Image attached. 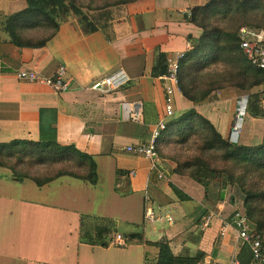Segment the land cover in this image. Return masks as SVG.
I'll return each mask as SVG.
<instances>
[{
	"label": "crops",
	"instance_id": "0c3cea01",
	"mask_svg": "<svg viewBox=\"0 0 264 264\" xmlns=\"http://www.w3.org/2000/svg\"><path fill=\"white\" fill-rule=\"evenodd\" d=\"M207 1L139 0L113 11L110 23L88 35L71 17L38 49L16 47L0 32V143L29 140L72 145L91 157L97 175L95 185L61 176L37 187L0 168V264H145L156 258L152 244L162 239L176 240L171 245L176 255L202 254L198 264H239L243 245L233 221L245 215L237 187H227L223 200L205 215L200 184L174 174L175 165L160 157L158 167L164 178L159 180L148 159L126 151L128 146L146 144L162 118L164 63L185 53L199 37L200 30L188 21V14ZM25 7V0H0V19ZM157 53L163 62L153 76ZM59 67L65 68L71 85L65 93L15 76L18 70L29 69L52 78ZM116 70L127 77L120 88L107 93L90 89ZM247 96L248 92L229 89L213 103L194 105L179 93L174 99L175 116L195 109L228 139L230 116ZM124 103L129 114L136 106L138 121L121 118ZM259 121L243 119L240 145L261 142L264 127L252 143ZM171 185L188 199L180 200ZM116 187L124 188L125 195L117 193ZM147 211L153 220L145 218ZM82 216L115 222L116 233L106 247L81 241ZM199 221L203 222L199 244L183 243V235ZM225 225L226 233L220 236ZM116 234L124 239V247L112 243ZM130 234L142 235L143 241L128 238Z\"/></svg>",
	"mask_w": 264,
	"mask_h": 264
},
{
	"label": "trees",
	"instance_id": "16d2710c",
	"mask_svg": "<svg viewBox=\"0 0 264 264\" xmlns=\"http://www.w3.org/2000/svg\"><path fill=\"white\" fill-rule=\"evenodd\" d=\"M137 1L25 0V9L0 19V32L16 47L38 49L45 47L57 34L60 24L71 17L88 35L110 23L113 11ZM189 14L188 21L200 30V35L191 41L180 61V94L197 105L217 101V92L229 89L245 91L248 92L245 119L263 118L259 103L264 97V70L252 66L245 59L239 48L238 32L242 27L264 32V0H208L194 7ZM161 62L163 56L157 53L153 76L159 74L156 67ZM164 73L165 63L162 75ZM189 146L192 155L188 151ZM156 148L160 158L175 165L174 174L187 176L203 187L201 203L206 209L205 215L223 200L227 187L236 186L243 195L245 219L251 230L264 240V130L258 145L233 144L224 139L208 119L190 109L167 122ZM0 168L9 170L17 181L27 179L37 187L61 176L91 185L97 183L96 166L91 157L72 145L63 146L55 141L12 140L0 143ZM170 187L180 200L188 199L176 187ZM123 189L116 187L120 195H125ZM202 223L197 222L195 229L183 235L181 241L197 246L202 235ZM115 233L112 220L81 217L83 243L106 247L109 237ZM127 237L143 241L139 234ZM174 242L176 240L162 239L153 243L157 256L145 264H198L202 260V254H174L171 246ZM262 244L264 249L263 241ZM250 261L249 247L244 244L237 262L249 264Z\"/></svg>",
	"mask_w": 264,
	"mask_h": 264
},
{
	"label": "built area",
	"instance_id": "2783aa9c",
	"mask_svg": "<svg viewBox=\"0 0 264 264\" xmlns=\"http://www.w3.org/2000/svg\"><path fill=\"white\" fill-rule=\"evenodd\" d=\"M189 15L190 14H188V16ZM238 33L240 39L239 48L245 59L252 66L264 70V32L257 29L242 27L239 29ZM184 54L185 53H178L174 57L168 58L165 62V73L161 76L164 94L163 115L152 130L149 141L146 144H138L135 146H128L126 148L128 153L148 159L150 161V169L155 171L159 180L163 179L164 175L158 167L159 155L156 145L161 133L166 129L167 122L175 117L174 99L175 95L180 93L178 88V73L180 61L184 58ZM65 74V68L59 67L55 73V76L52 78L45 77L29 69H20L15 73V76L19 81L47 85L56 93H65L71 87V85L65 79ZM126 80L127 77L123 71L116 70L110 75L95 81L93 85H91L90 89L100 93H107L120 88L126 82ZM218 95H220L219 92ZM244 99L245 97L241 99V102H243ZM120 107L121 118L138 121L140 115L136 106L131 114H129L130 112L128 111L129 107L127 104L124 103L120 105ZM241 108L239 106L238 114L234 119L230 131L229 142L233 144L238 142L240 136L242 122L239 118V115L241 114ZM244 112L245 111H243L242 116ZM132 175L133 174L130 173V176ZM145 218L148 220H153V215L147 211ZM166 220L168 222L172 221L169 217H167ZM233 224L239 228L237 231V239L242 245L247 244L249 247L252 264H264L262 236L251 230L250 223L246 219L236 218L233 221ZM207 225L208 223L206 221L203 227H207ZM227 227L228 225L221 227L219 233L220 236H223L226 233ZM112 243L119 247H124L126 245L124 239L119 234H116L113 237Z\"/></svg>",
	"mask_w": 264,
	"mask_h": 264
},
{
	"label": "rangeland",
	"instance_id": "374dc122",
	"mask_svg": "<svg viewBox=\"0 0 264 264\" xmlns=\"http://www.w3.org/2000/svg\"><path fill=\"white\" fill-rule=\"evenodd\" d=\"M83 11H85V10H83ZM260 90H262V88L260 89ZM255 90H253V92H254ZM218 93V92H217ZM263 101H264V97L263 98H260V103H259V105H260V108L262 109V106H263ZM247 102H248V98H247ZM240 103H241V99L238 101V103H237V108H236V112L235 113H233V114H231V116H230V122H229V128H231L232 127V125H233V122H234V119L236 118V115L238 114V108H239V106H240ZM246 107H247V103H246ZM246 107H245V112H244V114H243V119L247 116V114H246ZM254 108V107H253ZM261 119V121H259L258 123H260L259 125H256L255 127H254V129H253V131H252V134H254L255 136H256V138L254 139L253 138V141H252V143H254V142H257V137H259V134L261 133V130L263 129V127H264V110H263V118H260ZM231 124V125H230ZM244 125V124H243ZM229 131H231V130H229ZM244 130H242V123H241V129H240V134H242V132H243ZM228 140H229V136H230V133L228 132ZM241 137H242V135H240ZM239 136V137H240ZM242 139V138H241ZM241 142H242V140H241ZM236 144H239V140H238V142L236 143ZM258 145V144H257ZM189 153H190V155H192V148L189 146ZM236 187V186H235ZM238 189V188H237ZM263 243H264V240H263Z\"/></svg>",
	"mask_w": 264,
	"mask_h": 264
},
{
	"label": "water",
	"instance_id": "95a60500",
	"mask_svg": "<svg viewBox=\"0 0 264 264\" xmlns=\"http://www.w3.org/2000/svg\"><path fill=\"white\" fill-rule=\"evenodd\" d=\"M246 103H247V97H245L244 101L240 103V108L243 107V111H245ZM239 118H240V120L242 122L243 121L242 114L239 115Z\"/></svg>",
	"mask_w": 264,
	"mask_h": 264
},
{
	"label": "bare ground",
	"instance_id": "6f19581e",
	"mask_svg": "<svg viewBox=\"0 0 264 264\" xmlns=\"http://www.w3.org/2000/svg\"><path fill=\"white\" fill-rule=\"evenodd\" d=\"M243 113V107L241 108V114ZM239 127H240V125H239Z\"/></svg>",
	"mask_w": 264,
	"mask_h": 264
}]
</instances>
